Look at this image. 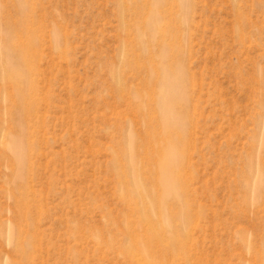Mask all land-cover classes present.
Masks as SVG:
<instances>
[{"label": "rangeland", "instance_id": "rangeland-1", "mask_svg": "<svg viewBox=\"0 0 264 264\" xmlns=\"http://www.w3.org/2000/svg\"><path fill=\"white\" fill-rule=\"evenodd\" d=\"M6 34L38 66L19 87L34 114L18 183L9 142L24 107L5 81ZM159 64L185 74L172 136L188 213L160 239L131 169L147 174L167 134ZM0 264H264V0H0Z\"/></svg>", "mask_w": 264, "mask_h": 264}, {"label": "bare ground", "instance_id": "bare-ground-1", "mask_svg": "<svg viewBox=\"0 0 264 264\" xmlns=\"http://www.w3.org/2000/svg\"><path fill=\"white\" fill-rule=\"evenodd\" d=\"M154 1L158 5L162 4V0ZM152 11L153 12L150 13L149 17L146 19V24L148 29H151H149V31L151 32L152 37L156 38L158 32L157 28H161L163 23L161 18L157 16V10ZM54 38L57 43L59 37L56 35ZM3 42L5 44V61L7 62L6 68H4V72L7 73H5V81L12 85V88L18 95L16 101L24 107L19 113V125L16 124L17 130L21 135L17 139L9 142V149L12 152L11 164L16 168L13 183H18V181L23 178V171L28 164V157L24 151V135L27 131L24 122L34 114V104H32L33 98H27V100H24V98L27 97L28 90L25 89V91L24 88L20 89L19 87L21 84L29 81L32 73L37 71L38 66L35 62L28 61L29 50L27 49L29 46L26 48L22 47L17 43L18 41L9 34L5 35ZM37 44V40L32 42L33 49H35V55L38 53ZM169 52L170 47L168 44H165L162 55L159 59L164 62L170 55ZM182 66L183 65L181 64V67ZM173 70L174 69L163 67L162 64H159L154 68V71L159 73L157 82L158 84H161L159 85L160 89L157 92V120L167 132L165 139H162L161 144L159 145V148L162 149L161 156L157 159L158 162L156 161L154 164L150 165L147 174L136 169L134 167V160L131 158V169L134 180L136 181L135 185L138 190V197H140L142 201L149 202L151 207L150 211L143 210L139 213L140 222L144 225L152 224L151 228H153L152 231H155L156 236H160L162 228L172 230L173 223L176 219H180L184 222L188 217V213L184 210V205H181L180 202V195L183 190L174 175L175 173L178 174L182 172L181 166L178 165L182 164L184 155L181 151L180 141L178 143V141H176L177 139L172 136V133H179L184 130V121L186 118L184 108L187 104L185 99V74L182 73V70L181 73L175 74V70ZM167 83L170 88L168 87L166 90L164 86ZM29 96L32 97L30 94ZM27 107L29 109H27ZM173 114H175V116H173ZM143 115H145V113ZM162 145H164L165 148H162ZM132 146L133 144L131 142L130 149ZM176 148L179 149L180 154L173 158L170 153ZM146 182L150 184V187H152L153 184L157 186L159 188L158 194L150 195L149 189L145 185ZM176 211L178 212L175 214ZM156 215L162 216V220L165 217L164 224L162 223V220V224L160 223L159 226L152 222V217H155ZM160 238L161 236L159 239Z\"/></svg>", "mask_w": 264, "mask_h": 264}]
</instances>
